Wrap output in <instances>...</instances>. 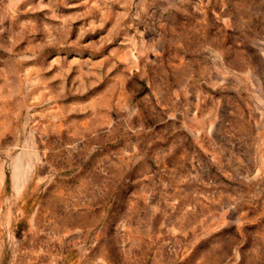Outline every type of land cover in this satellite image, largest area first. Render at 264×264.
Returning <instances> with one entry per match:
<instances>
[{
	"label": "rangeland",
	"instance_id": "rangeland-1",
	"mask_svg": "<svg viewBox=\"0 0 264 264\" xmlns=\"http://www.w3.org/2000/svg\"><path fill=\"white\" fill-rule=\"evenodd\" d=\"M0 264H264V0H0Z\"/></svg>",
	"mask_w": 264,
	"mask_h": 264
},
{
	"label": "bare ground",
	"instance_id": "bare-ground-1",
	"mask_svg": "<svg viewBox=\"0 0 264 264\" xmlns=\"http://www.w3.org/2000/svg\"><path fill=\"white\" fill-rule=\"evenodd\" d=\"M30 166L32 169V165L29 160H24L23 157L20 156V154L14 160L13 178L15 190L18 193L22 190V182L24 181V176L26 175L27 171L30 170Z\"/></svg>",
	"mask_w": 264,
	"mask_h": 264
}]
</instances>
